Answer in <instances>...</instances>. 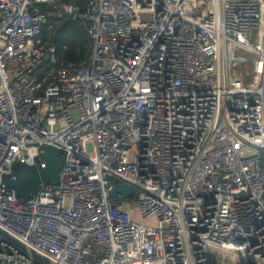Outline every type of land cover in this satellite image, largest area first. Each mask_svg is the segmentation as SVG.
<instances>
[{
  "label": "built area",
  "instance_id": "2783aa9c",
  "mask_svg": "<svg viewBox=\"0 0 264 264\" xmlns=\"http://www.w3.org/2000/svg\"><path fill=\"white\" fill-rule=\"evenodd\" d=\"M44 4L81 15L0 0V228L58 264H264V0H91L85 66ZM46 145L59 182L25 201L3 175ZM0 264L45 263L0 234Z\"/></svg>",
  "mask_w": 264,
  "mask_h": 264
},
{
  "label": "water",
  "instance_id": "95a60500",
  "mask_svg": "<svg viewBox=\"0 0 264 264\" xmlns=\"http://www.w3.org/2000/svg\"><path fill=\"white\" fill-rule=\"evenodd\" d=\"M78 11V9L76 10ZM44 160L46 167L39 169L36 164L17 161L13 164L14 178L9 174L3 175V181L16 190L17 196L25 201L36 195L40 189L42 179L50 184L59 182V172L63 164L60 150L53 145H46L44 148ZM264 165V154L261 157ZM138 189L127 182L115 183L110 191V195L115 202L138 198ZM0 234L23 254L34 258L45 264H58L53 259L34 250L21 240L0 228Z\"/></svg>",
  "mask_w": 264,
  "mask_h": 264
},
{
  "label": "trees",
  "instance_id": "16d2710c",
  "mask_svg": "<svg viewBox=\"0 0 264 264\" xmlns=\"http://www.w3.org/2000/svg\"><path fill=\"white\" fill-rule=\"evenodd\" d=\"M90 1L68 0L81 13L76 20L66 16L59 17V6L41 5L43 13L48 17L47 24L42 30V38L57 46L58 58L61 63H72L77 66L88 64L93 42L89 34L90 22L82 14ZM112 181L119 182L116 178H113Z\"/></svg>",
  "mask_w": 264,
  "mask_h": 264
}]
</instances>
